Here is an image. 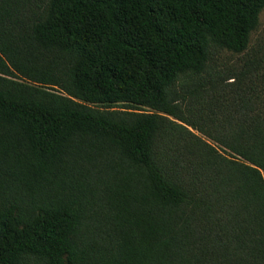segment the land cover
Returning a JSON list of instances; mask_svg holds the SVG:
<instances>
[{
    "label": "trees",
    "instance_id": "1",
    "mask_svg": "<svg viewBox=\"0 0 264 264\" xmlns=\"http://www.w3.org/2000/svg\"><path fill=\"white\" fill-rule=\"evenodd\" d=\"M263 9L0 0V264H264Z\"/></svg>",
    "mask_w": 264,
    "mask_h": 264
},
{
    "label": "rangeland",
    "instance_id": "2",
    "mask_svg": "<svg viewBox=\"0 0 264 264\" xmlns=\"http://www.w3.org/2000/svg\"><path fill=\"white\" fill-rule=\"evenodd\" d=\"M224 65L220 69L244 70L246 79L242 84L229 80L227 85H237L251 99L254 105L264 110V9L259 24L250 35L248 48L242 54L224 53ZM234 87V86H233Z\"/></svg>",
    "mask_w": 264,
    "mask_h": 264
}]
</instances>
